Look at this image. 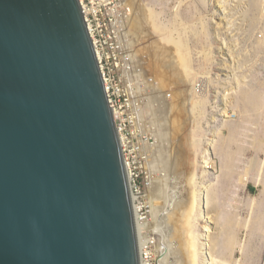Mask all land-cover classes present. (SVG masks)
<instances>
[{"label":"water","instance_id":"water-1","mask_svg":"<svg viewBox=\"0 0 264 264\" xmlns=\"http://www.w3.org/2000/svg\"><path fill=\"white\" fill-rule=\"evenodd\" d=\"M0 264H143L79 0H0Z\"/></svg>","mask_w":264,"mask_h":264},{"label":"rangeland","instance_id":"rangeland-1","mask_svg":"<svg viewBox=\"0 0 264 264\" xmlns=\"http://www.w3.org/2000/svg\"><path fill=\"white\" fill-rule=\"evenodd\" d=\"M132 8L134 28L128 31L134 34L130 39L139 64L148 77L165 79L172 98L179 90L189 111L191 120L184 113L178 118L195 156V189H210L209 217L216 218L210 225L212 245L229 264H264L263 0L135 2ZM196 85L202 87L201 95L195 94ZM212 144L215 153L209 155ZM204 162L209 163L205 173ZM157 165H162L160 158ZM159 174L152 175L154 189ZM154 189L149 191L151 231L160 214L156 207L163 201ZM204 224L202 212L190 224L198 245ZM171 244L165 245L163 264H179L176 241ZM206 250L199 248V264H206Z\"/></svg>","mask_w":264,"mask_h":264},{"label":"built area","instance_id":"built-area-1","mask_svg":"<svg viewBox=\"0 0 264 264\" xmlns=\"http://www.w3.org/2000/svg\"><path fill=\"white\" fill-rule=\"evenodd\" d=\"M134 1L176 2L79 0V3L100 73L112 96L126 148L136 222L139 220L143 225L151 220L149 190L153 183L149 167L152 153L147 145L155 144V135L148 131V122H151L150 118H153L152 121L156 120L157 113H151L159 107L161 92L156 79L145 74L129 43L128 24ZM202 93V87L196 85L195 94ZM152 107L154 109H150ZM139 237L143 264H159L157 236L151 231L142 230Z\"/></svg>","mask_w":264,"mask_h":264},{"label":"bare ground","instance_id":"bare-ground-1","mask_svg":"<svg viewBox=\"0 0 264 264\" xmlns=\"http://www.w3.org/2000/svg\"><path fill=\"white\" fill-rule=\"evenodd\" d=\"M135 2L136 4L137 2L140 3V1H134V3ZM165 2H172V1H165ZM131 25L132 24L129 22L128 30L129 29L133 30L134 27L132 28ZM133 35L134 34L132 33L131 30L128 31L130 46L132 48H135L134 46L136 44L133 46L132 45L133 43H131V39H130L132 38ZM134 54H135V57H137L138 53H134V50H133V55ZM156 77L158 78L157 82L159 84V92H161L160 94L161 96L159 99V107H157L158 113L157 112L156 113L163 114V116L159 117L161 118L160 121L159 120L152 121L153 118L152 119L150 118L151 122H148L149 124L148 131L149 132L151 131L155 135L154 137L155 144L151 146L147 145V147L149 151L152 153L151 162L149 164V167L151 170V176L156 173L158 175L161 170L165 173L159 174V178L157 181L159 185L158 188L156 187V189H154L156 186V183L155 184L152 183L153 186L150 188L149 191L153 193L152 192L153 189L154 191L157 190L159 197H162L163 201H162L161 206H158L159 204L157 203L158 205L156 207V211L160 212V214H158V221L154 223L153 231H151L149 228L151 220L146 222L147 225L146 224L142 225L139 220H138V223L136 222L138 242H139V238H140L139 236L142 230L151 231L157 236L159 240H161L158 245V247H160L159 251H161L160 253L161 255L159 257V264H163L165 260L164 259V257L166 256V255L164 256L165 251H166L165 245L167 243L171 244L173 241L174 242L176 241L177 246L175 248L176 249L175 251L177 254V258H175V260L178 259L179 264H199V261H200L199 248L201 246L207 247V250L205 253L206 264H229V262H227L220 255L218 248H216L215 245H212L213 243H211L213 242V230H211L210 225H213L216 222V218L209 217L210 212H211L209 186L207 187V189H203V191L200 193H197L195 189V174H194L195 156H193V153H191L189 150L187 128H185V125L179 122V118H178L179 115L181 116L184 113L183 115H187L188 120L190 119L189 111L186 108L187 106L185 107L186 104L185 102L183 103V100H184L183 99L184 97H182L183 94L181 95V92L179 90H178L179 92L176 90L175 96L174 98H172L171 93L168 95L167 94L168 91L166 92V89L169 88V84L165 82V79L161 77V75H157ZM171 92H174V91H171ZM174 103H178L179 106ZM171 117H174V118L172 119ZM191 148L193 147L191 146ZM214 153H215V148L212 144V146H209L208 148V154L214 155ZM159 158L162 164L160 166L161 170L159 166L157 165ZM204 163H205V166H203L202 169H203V172L205 173L207 172V170H209L208 169L209 163L208 162H204ZM155 197H157V194ZM162 198L160 199L162 200ZM200 212L204 213L205 224H204V231L201 236L203 242L202 244L198 245V242H197L198 237H196L194 232H192V228H190V224L191 222L194 221V216L196 214L198 215ZM167 222L172 225V227L170 226L171 228H173V233L171 234L168 233L171 228L170 229L167 228L166 226L168 224Z\"/></svg>","mask_w":264,"mask_h":264}]
</instances>
